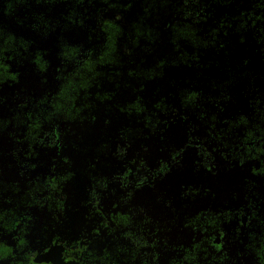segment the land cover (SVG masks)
I'll use <instances>...</instances> for the list:
<instances>
[{
    "label": "trees",
    "instance_id": "trees-1",
    "mask_svg": "<svg viewBox=\"0 0 264 264\" xmlns=\"http://www.w3.org/2000/svg\"><path fill=\"white\" fill-rule=\"evenodd\" d=\"M179 113L201 117L205 135L169 148L173 164L149 166V136ZM263 121L264 0H0V264H36L49 232L79 264H147L137 233L168 217L167 199L194 194L192 250L171 264H222L214 233L243 215L245 251L228 253L264 264ZM193 151L202 156L188 167ZM217 154L228 166L214 189L198 180ZM145 174L148 214L132 204ZM183 182L172 198L166 187ZM103 190L114 196L107 210ZM80 208L86 235L71 237L64 215ZM157 258L150 249L148 264Z\"/></svg>",
    "mask_w": 264,
    "mask_h": 264
},
{
    "label": "flooded vegetation",
    "instance_id": "flooded-vegetation-1",
    "mask_svg": "<svg viewBox=\"0 0 264 264\" xmlns=\"http://www.w3.org/2000/svg\"><path fill=\"white\" fill-rule=\"evenodd\" d=\"M182 115H183L182 113H179V116L182 117ZM174 116H176V115L168 116V118L174 117ZM192 117H194V116H192ZM199 118H200V120H202L201 117H199ZM165 120L168 122V119H165ZM167 122L163 123V125L161 127H164ZM263 125H264V121H263ZM160 129L157 130V131H159V133H157V131H156V132L151 133V135L149 136V142H148L149 150H150L149 146L152 145L151 137L155 134H158V135H160V137H162L161 136L162 130L160 131ZM201 129L203 131V134L198 135V136L188 135V137L189 136H191L193 138L199 137V139H201V137H203L205 135L204 126H203V128L201 127ZM188 137H187L188 140H186L185 145L186 144H192V143H199L198 138L195 140H190ZM258 141L259 140H256L255 146H260V143ZM249 144H251V143H249ZM185 145L181 147V143H180L177 146H176V144H174L173 146L177 147V148H175L177 150H184ZM203 145L204 144H202L201 147H203ZM174 147L166 145V147L161 149V153H165V157H166L163 159H166L167 162H169V165L173 164L175 162L174 159L171 158V156H170L171 154L169 152V148L172 149ZM262 148L264 149V147H262ZM205 151H207V150H205ZM155 153H156L155 151H151L152 156L149 158L150 161L148 160L149 166L152 165L157 159L162 158L160 156L155 155ZM208 153L209 152L207 151V152H203L201 154L207 155ZM260 155H261V153H260ZM201 156H199V154H197L196 151H193V154L189 156L190 159H188V161H187V166L188 167L189 166L195 167L196 162H198V160L200 159ZM217 156H218V154H217ZM204 160H205L204 161L205 167L201 170L202 174H201V178L198 180V182H200L201 184L206 183L210 187L215 189V187L218 186L219 181L224 179L227 175V166H228L227 163L228 162L223 161V159L221 157L219 158V156L216 158V160L212 159V157H210V156L204 157ZM140 163L141 162H139L138 160L134 161V167L140 168V169L143 168V166H142L143 164H140ZM208 168L210 171L206 172V169H208ZM213 174L215 175L214 179L211 178V175H213ZM244 174H245V172H243L242 175H244ZM220 175H224V176L222 177ZM210 178H211L212 182L208 183L207 181L210 180ZM145 180H146V183H144V185L142 187H140V189H133L132 188L133 191L137 192L136 196L133 193V199H134V197H135V199H134L132 204L141 205L143 203L146 207V214H148V207L150 204V201L148 200V198L150 196H154L155 184H152L150 176H148V175L145 176ZM185 180H187V177ZM185 184L186 183H184V182L180 185L177 183L176 184L171 183L169 185V187H166L168 194L173 198L175 195V191H177L178 189L184 190L185 187H187ZM190 185L193 186L192 188L189 189L190 190L189 193L192 194L194 192V189L197 186L196 185L194 186V184H190ZM248 186H249V184H248ZM114 187H117V185H114ZM158 187L163 188L164 185L159 184ZM256 194H258L260 197H264V187H259L256 190ZM98 195H99V198L101 200L100 207L102 208V210H107L114 205L113 200H112L114 196H113L112 192H110V190H103V191L99 192ZM186 195H188V194L185 193V197H186ZM107 197H110V198H108L109 203L111 204L110 207H105L103 204L104 201H106V202L108 201L107 199H105ZM185 200L184 201L180 200L178 203L175 200L170 201L167 199L166 200L167 203L174 202V206L172 207V210L169 211L168 217L160 216L158 214V212H156V214H158V215H156L154 220L152 222H149V223H148V221H146L143 231L140 233H137V237H141L144 240V247L142 249V253H138V255L140 254L139 258H144L147 261V264L149 263V250L150 249H152L158 255V258H157L155 264H171V261L175 260V259L178 262H180V257L186 251V249L189 248L192 250V244H193V241L195 240L196 234L193 233L192 230H188L186 228L185 219L187 216H192V213L197 212L198 204H201V203L198 201L196 194L192 195L191 199H189V200L185 199ZM32 204H35V203H31L30 205H32ZM185 209H186V211H185ZM85 213H87L85 208H80L79 210H77L75 212L66 213L67 216L64 215L65 217H67V220H70L73 224H75V227L73 229V233H71V235H70L71 237H75L77 233H80L82 237L86 235L85 226L83 225V223H80L78 221V220L83 221V215ZM58 217H60V215ZM159 217H161V222L157 221V219ZM238 218L239 217H236L235 219L231 220V222L228 223L223 228L221 233H214L219 238V239H216L215 241H217V240L219 241L220 249L226 251L225 257L222 261V264H232L233 259H232V256L230 255V253H228V251H231V250L234 251V250L238 249V252H239V249H240V252H242V254L245 251L243 246H244V243L247 240V236H248V232L246 230V224H249L248 223V216L243 215L241 217L242 218L241 222L239 221ZM232 224L237 225V227L234 228L235 232L233 233V235L228 234L226 231L227 228L230 227ZM87 232L91 233V231H87ZM131 235H133V234H131ZM178 237H182L183 241H180V239ZM65 247H66L65 243H58V242L55 243L52 239L51 244L45 246L43 253L39 254L34 262H36V264H79L77 259L74 260L75 253H73V251L75 249H68L72 252L73 255L71 253H69L67 250L68 256H66L62 250ZM132 249H133L132 247L129 248V251L131 252ZM219 252H222V251H219ZM236 260L237 259H235L233 261V264H237ZM241 260L246 261V260H248V258H247V256L243 255ZM61 261L63 263H61Z\"/></svg>",
    "mask_w": 264,
    "mask_h": 264
},
{
    "label": "rangeland",
    "instance_id": "rangeland-1",
    "mask_svg": "<svg viewBox=\"0 0 264 264\" xmlns=\"http://www.w3.org/2000/svg\"><path fill=\"white\" fill-rule=\"evenodd\" d=\"M166 119H168V122L166 123V125L164 127H160L161 128L160 131L162 130V134H161L162 137H160V135L158 134H155L151 137L152 145H150L149 147L151 151L156 152L155 155L157 156L166 158L165 153H161V149L166 147V145L174 147L173 146L174 144H176L177 146L181 143V147H182L185 145L186 140H188L187 139L188 135L198 136V135L203 134V131L201 129L202 120H200L199 117H190L187 114H185V115H182V117L174 116V117H169ZM102 127H103L102 120H98L97 122L93 123L91 127L92 128L91 133L87 132L86 140L95 139L97 136H99V132L101 131ZM261 128H264V125H262ZM259 132L262 133V129L261 131L259 130ZM157 133H159V131H157ZM214 176H215L214 174L211 175V178L214 179ZM220 176L223 177L224 175H220ZM211 178L210 180L207 181L208 183L212 182ZM108 198L110 197H107L105 199L108 200ZM103 204L105 207L111 206V204L109 203V200L107 202L104 201ZM235 227H237V225L232 224L230 227L227 228L226 230L227 233L233 235V233L235 232L234 231ZM178 238L180 239V241H183L182 237H178ZM51 241H52V233L49 232L48 236L43 237V239L40 240L41 243L39 245H36L35 250H37L38 252L40 249L44 248L45 244L51 243Z\"/></svg>",
    "mask_w": 264,
    "mask_h": 264
}]
</instances>
